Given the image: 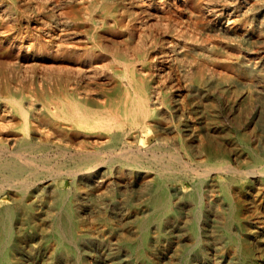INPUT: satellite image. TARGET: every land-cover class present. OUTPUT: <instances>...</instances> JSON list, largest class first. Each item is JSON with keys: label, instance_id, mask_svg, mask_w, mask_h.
<instances>
[{"label": "bare ground", "instance_id": "obj_1", "mask_svg": "<svg viewBox=\"0 0 264 264\" xmlns=\"http://www.w3.org/2000/svg\"><path fill=\"white\" fill-rule=\"evenodd\" d=\"M0 51V264H264V0H0Z\"/></svg>", "mask_w": 264, "mask_h": 264}, {"label": "rangeland", "instance_id": "obj_2", "mask_svg": "<svg viewBox=\"0 0 264 264\" xmlns=\"http://www.w3.org/2000/svg\"><path fill=\"white\" fill-rule=\"evenodd\" d=\"M0 53H2V51H0ZM1 61L4 62V63H6V64H8V65H10L8 68H10V67L14 64V62H15L14 59L11 58V57H5V58L1 59ZM27 65H28V66H27ZM32 65H33L32 62H29V63H27V62H26V63H23V65H22V66L24 67V68H23V69H24L23 71H25L27 67H31V68H32V67H33ZM49 65H50V64H49ZM49 65H48V66H49ZM14 83H15V85H18V84H19L18 82H15V81H14Z\"/></svg>", "mask_w": 264, "mask_h": 264}]
</instances>
